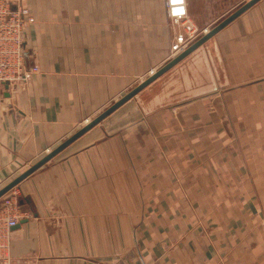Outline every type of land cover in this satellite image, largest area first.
<instances>
[{
  "label": "crops",
  "instance_id": "1",
  "mask_svg": "<svg viewBox=\"0 0 264 264\" xmlns=\"http://www.w3.org/2000/svg\"><path fill=\"white\" fill-rule=\"evenodd\" d=\"M23 1L40 72L1 89L0 188L162 67L173 36L164 0ZM187 3L201 22L217 0ZM242 22L215 35L236 65L173 68L15 186L0 264H264V119L246 110L264 79L244 62L264 36Z\"/></svg>",
  "mask_w": 264,
  "mask_h": 264
},
{
  "label": "built area",
  "instance_id": "2",
  "mask_svg": "<svg viewBox=\"0 0 264 264\" xmlns=\"http://www.w3.org/2000/svg\"><path fill=\"white\" fill-rule=\"evenodd\" d=\"M164 5L168 23L175 30L169 55L172 58L196 38L198 29L188 12L187 0H164ZM34 22L35 18L23 0H0V94L6 82L10 90L19 83H27L31 74L39 71L36 63L28 65L26 62V32L28 25ZM19 220V204L8 198L0 208V222L3 223L0 225L6 231Z\"/></svg>",
  "mask_w": 264,
  "mask_h": 264
},
{
  "label": "rangeland",
  "instance_id": "3",
  "mask_svg": "<svg viewBox=\"0 0 264 264\" xmlns=\"http://www.w3.org/2000/svg\"><path fill=\"white\" fill-rule=\"evenodd\" d=\"M246 1L248 0H221L219 2L217 0V3L215 5L207 4L204 7V11H201V10L199 11V16L201 20V22L200 21L199 22L201 23V26L199 25L200 23L197 20L194 22V20L192 19L190 15L191 19L193 20L195 24V27L198 29V32H197L196 38L189 45H191L194 41H196L201 36H203L213 26H215L217 23L222 21L225 17H227L230 13H232L235 9H237L240 5H242ZM187 7H188V3H187ZM237 19H240L243 21L242 24H244L245 29L248 31L247 33H243V29L241 27H237L235 28L234 32L238 36H241L242 38L248 37L247 38L248 40H251L252 39L251 37H253L256 40L260 41L261 43L264 41V38H263V41H261L259 38V37L264 36V0H260L258 3L253 5L250 9H248L245 13H243ZM167 23H168V20H167ZM168 25L171 31L173 32L172 41L170 43V48H169V55H171V45L174 42L175 30L169 23ZM218 41L219 40H217L215 36L212 37L201 48L197 50V53L189 55L175 67H179V66L188 67L189 70H185V71H195L198 68H200L202 71H227L226 62H229V63L232 62L233 65L234 64L236 65V63H235V60L230 59V57H228L227 55H223L221 48H220L221 44ZM262 46L264 47V44ZM261 55H262V50L260 49V46H259L252 51L253 57L249 60L244 61L246 64H248L249 67H253V71H256L254 80L260 79V78L264 79V58L262 59ZM172 58L168 57V61ZM238 62H241V61H238ZM239 71H246L245 66L243 67V65H240ZM39 72H40V67H39V71L31 74L26 84L30 85L33 76ZM22 84L23 83H19V87ZM263 94L264 92H262L261 90L258 93H255V96H256L255 98L256 100L254 103L255 106L253 108H247L246 110L248 111V113L253 114L256 118L262 117L264 119V107L260 106L261 104L264 103V99H262ZM8 198L12 199L14 202L17 201V203L19 204L15 190L12 188L9 192H7L4 196H2V198H0L1 200L3 199L0 202V208L4 206ZM3 260H5V256Z\"/></svg>",
  "mask_w": 264,
  "mask_h": 264
},
{
  "label": "water",
  "instance_id": "4",
  "mask_svg": "<svg viewBox=\"0 0 264 264\" xmlns=\"http://www.w3.org/2000/svg\"><path fill=\"white\" fill-rule=\"evenodd\" d=\"M260 0H248L242 5H240L237 9H235L232 13H230L227 17H225L222 21L213 26L209 31H207L203 36L194 41L191 45H189L185 50L181 53L167 61L162 67L155 70L150 76L141 81L138 85L128 91L125 95L111 104L108 108L102 111L99 115L88 121L83 127H81L78 131L73 133L67 139L62 141L55 148L51 149L46 155L32 164L30 167L25 169L23 172L14 177L11 181H9L6 185L0 188V198L4 196L7 192H9L12 188L17 186L20 182H22L25 178L30 176L32 173L37 171L40 167L46 164L50 159L60 153L63 149H65L68 145H70L73 141L78 139L81 135L87 132L89 129L100 123L104 118L122 106L124 103L137 96L142 90H144L147 86H149L152 82L157 80L159 77L164 75L166 72L170 71L176 65H178L182 60L188 57L191 54L197 53V50L201 48L208 40L214 37L219 31L229 25L232 21L240 17L243 13H245L248 9H250L253 5L258 3ZM9 84L5 83V88L7 89Z\"/></svg>",
  "mask_w": 264,
  "mask_h": 264
},
{
  "label": "bare ground",
  "instance_id": "5",
  "mask_svg": "<svg viewBox=\"0 0 264 264\" xmlns=\"http://www.w3.org/2000/svg\"><path fill=\"white\" fill-rule=\"evenodd\" d=\"M2 227V226H1ZM2 233V232H1ZM1 235V234H0Z\"/></svg>",
  "mask_w": 264,
  "mask_h": 264
}]
</instances>
